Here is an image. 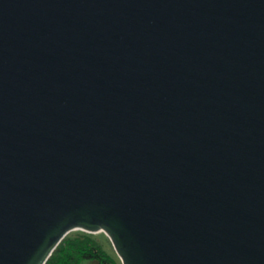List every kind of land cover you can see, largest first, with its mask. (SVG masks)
<instances>
[{"label": "water", "instance_id": "95a60500", "mask_svg": "<svg viewBox=\"0 0 264 264\" xmlns=\"http://www.w3.org/2000/svg\"><path fill=\"white\" fill-rule=\"evenodd\" d=\"M73 230L264 264V0H0V264Z\"/></svg>", "mask_w": 264, "mask_h": 264}, {"label": "trees", "instance_id": "16d2710c", "mask_svg": "<svg viewBox=\"0 0 264 264\" xmlns=\"http://www.w3.org/2000/svg\"><path fill=\"white\" fill-rule=\"evenodd\" d=\"M118 264L104 249L100 240L84 231L65 237L46 264Z\"/></svg>", "mask_w": 264, "mask_h": 264}, {"label": "rangeland", "instance_id": "374dc122", "mask_svg": "<svg viewBox=\"0 0 264 264\" xmlns=\"http://www.w3.org/2000/svg\"><path fill=\"white\" fill-rule=\"evenodd\" d=\"M78 232H81V230H73V231L69 232L66 235V237L67 236H72V235H74V234H76ZM93 235L100 240V242L102 243L104 249L116 260V262L118 264H121V261H120L118 255L116 254V252H115V250H114L109 238L106 236V234H104L103 232H98V233H94ZM82 264H88V263L86 261H83Z\"/></svg>", "mask_w": 264, "mask_h": 264}]
</instances>
